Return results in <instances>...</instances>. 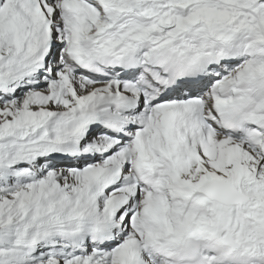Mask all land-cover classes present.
Segmentation results:
<instances>
[{
	"label": "snow or ice",
	"instance_id": "snow-or-ice-1",
	"mask_svg": "<svg viewBox=\"0 0 264 264\" xmlns=\"http://www.w3.org/2000/svg\"><path fill=\"white\" fill-rule=\"evenodd\" d=\"M0 264H264V0H0Z\"/></svg>",
	"mask_w": 264,
	"mask_h": 264
}]
</instances>
